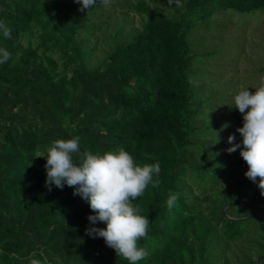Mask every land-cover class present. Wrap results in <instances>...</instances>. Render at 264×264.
Here are the masks:
<instances>
[{
  "label": "trees",
  "instance_id": "obj_1",
  "mask_svg": "<svg viewBox=\"0 0 264 264\" xmlns=\"http://www.w3.org/2000/svg\"><path fill=\"white\" fill-rule=\"evenodd\" d=\"M170 1L113 0L108 9L129 4L141 27L110 31L91 63L112 14L99 0L83 11L76 0H0L11 30L10 39L0 31L11 53L0 64V264H129L86 233L106 224L90 225L95 213L73 187L46 186V158L35 155L74 136L82 152L123 147L141 166L160 164L159 187L134 201L150 220L138 245L149 256L137 264H264V221L233 211L264 206L217 190L228 162L204 117L215 81L201 72L195 87L189 47L196 27L223 11L264 10V0Z\"/></svg>",
  "mask_w": 264,
  "mask_h": 264
},
{
  "label": "clouds",
  "instance_id": "obj_2",
  "mask_svg": "<svg viewBox=\"0 0 264 264\" xmlns=\"http://www.w3.org/2000/svg\"><path fill=\"white\" fill-rule=\"evenodd\" d=\"M80 10L91 9L97 0H76ZM105 8L111 7L113 0H99ZM0 31L5 38H11V30L5 21L0 20ZM11 53L0 48V64L6 63ZM235 108L243 116V126L237 128L242 141L236 143L234 134L230 135L227 149L233 153L240 149V155L248 165L245 176L256 183L264 195V76L255 92L249 88L238 91L234 97ZM227 128L228 125H224ZM81 138L55 139L47 149L46 156L40 153L35 158H46V186L63 189L65 185L75 189L74 195H81L90 205L94 215H89L90 225L102 222L105 228L88 227L86 233L92 238L102 237L108 247L113 248L119 257L129 264H137L146 259L149 252L139 247L141 238L147 239L149 217L142 215V209L134 204L142 197L147 187H159L153 176L160 172V164L135 162L133 156L123 147L93 154L80 147ZM177 199L170 195L167 204L172 206Z\"/></svg>",
  "mask_w": 264,
  "mask_h": 264
},
{
  "label": "rangeland",
  "instance_id": "obj_3",
  "mask_svg": "<svg viewBox=\"0 0 264 264\" xmlns=\"http://www.w3.org/2000/svg\"><path fill=\"white\" fill-rule=\"evenodd\" d=\"M166 1L168 2V0ZM107 10L112 13L111 19H106L108 14L103 17L102 30L104 33H99L98 49L95 51L91 63L102 58V49L106 48L105 40L110 37V31L116 32L123 24L124 30L130 31L140 28L142 24L140 14L131 9L129 4L115 10L108 8ZM94 42L96 40H93ZM189 47L193 55L192 61L196 64L195 68L193 67L190 71V79L195 87H197L196 81L200 77L197 74L201 72L208 78L212 77L215 81L209 87L214 98L206 108L204 117L207 120L205 125L211 121L217 123L218 126L209 131V138L219 146V154H225L228 162V174L217 190L221 194L233 198L235 200L233 203H249L250 200H254L259 202L258 206H264V195L261 194V189L258 187L259 178L254 183L245 176L248 165L241 157L240 149L233 153L227 151L231 147L228 142L230 135H235L236 143L242 141V136L237 132V128L243 126V116L235 108L234 97L241 87L249 88V91L254 93L255 88L260 86L261 77L264 76V10H258L255 13L223 11L216 15L209 25H202L191 31ZM213 51L215 53H212ZM205 52L208 58L199 54ZM197 67L201 68L197 69ZM226 124L228 127L224 128L223 126ZM216 159L221 161L220 157ZM216 159L215 161H217ZM225 169L226 167L222 166L220 171L224 172ZM234 208L233 211L236 215L238 212H242L247 213L246 217H249L253 213L264 221V210H256L251 207L245 209L240 205ZM250 226L254 229L255 223L251 222ZM237 246L238 243H236ZM236 250L238 251V249ZM230 253L233 256V250Z\"/></svg>",
  "mask_w": 264,
  "mask_h": 264
},
{
  "label": "water",
  "instance_id": "obj_4",
  "mask_svg": "<svg viewBox=\"0 0 264 264\" xmlns=\"http://www.w3.org/2000/svg\"><path fill=\"white\" fill-rule=\"evenodd\" d=\"M258 263L261 264V258L258 259Z\"/></svg>",
  "mask_w": 264,
  "mask_h": 264
}]
</instances>
